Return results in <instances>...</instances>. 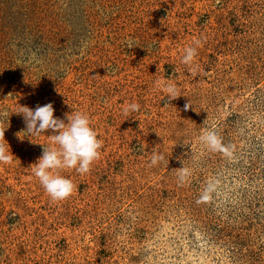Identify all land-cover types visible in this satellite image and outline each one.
Segmentation results:
<instances>
[{
    "label": "rangeland",
    "instance_id": "1",
    "mask_svg": "<svg viewBox=\"0 0 264 264\" xmlns=\"http://www.w3.org/2000/svg\"><path fill=\"white\" fill-rule=\"evenodd\" d=\"M48 102L89 116L100 156L62 170L75 190L53 201L31 170L52 130L21 140L22 115L3 121L0 264H264V0H0V106Z\"/></svg>",
    "mask_w": 264,
    "mask_h": 264
},
{
    "label": "clouds",
    "instance_id": "2",
    "mask_svg": "<svg viewBox=\"0 0 264 264\" xmlns=\"http://www.w3.org/2000/svg\"><path fill=\"white\" fill-rule=\"evenodd\" d=\"M124 44L128 47L139 45L133 39H126ZM201 40L197 39L191 45L183 49L181 62L189 66L192 75L197 74L195 66V57ZM158 87L161 82H157ZM161 90L166 94L168 101L178 98L180 89L175 83L163 82ZM18 104V103H17ZM15 110H9L7 105L0 106V125L3 121L8 120L11 113L21 114L25 122V128L16 135L23 140L25 136H39L47 130H52L50 136L51 143L42 145V155L33 163L31 170L33 175L38 179L39 184L53 201H60L68 198L75 190L72 179L62 175L64 169H75L80 174H85L90 170L92 163L100 156L102 142L98 138V132L92 126L90 118L81 111H71L65 114V118L54 115L55 109L52 102L40 105L35 108L18 104ZM191 102L184 105L188 110ZM140 104L132 102L122 108L123 115L128 118L132 113L140 111ZM4 129L0 127V164L9 165L13 162L12 154L8 142L4 139ZM32 140V139H31ZM200 142L205 144L212 151H226L221 142V138L215 129L204 130L199 137ZM33 141V140H32ZM34 142V141H33ZM164 156L156 148H153L150 158V166L158 164ZM178 177L183 183L189 175V170L184 166L179 167ZM213 188V182L209 181L208 186L201 194L200 202L208 198V193Z\"/></svg>",
    "mask_w": 264,
    "mask_h": 264
}]
</instances>
